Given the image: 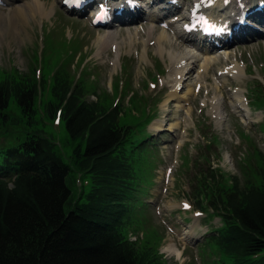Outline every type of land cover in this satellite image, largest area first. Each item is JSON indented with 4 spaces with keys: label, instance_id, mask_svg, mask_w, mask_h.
Wrapping results in <instances>:
<instances>
[{
    "label": "rangeland",
    "instance_id": "rangeland-1",
    "mask_svg": "<svg viewBox=\"0 0 264 264\" xmlns=\"http://www.w3.org/2000/svg\"><path fill=\"white\" fill-rule=\"evenodd\" d=\"M24 1L26 0H13L9 4L0 1V5L6 10ZM45 1L47 4L53 3L54 9L48 17L30 23L26 28L29 38L24 43L20 41L4 47L0 43V81L21 75L36 78L39 74L47 81L44 91L35 100L34 125H25L22 120L17 126H3L0 131L9 132H0V147L17 144L25 137V131L42 132L54 140L57 154L71 167L65 181L74 200L81 191L83 194L87 193L91 188L89 174L77 171L71 160L72 149L79 141L69 137L59 116L49 119L44 110V103L51 97L48 87L55 71L62 69L74 79L81 77V83L88 90L85 99L96 100L105 108L116 104L121 110L120 123L133 127V137L144 133L149 135L148 144L142 147V154L136 161L144 191L140 195L143 204L137 211L134 224L127 227V238L130 234L136 237L133 242L139 249L150 247L157 250L163 264H214L221 255L214 244L205 238L210 230L217 229L222 222L218 213L209 208L205 200L201 206L196 205L192 182L195 174L208 164L222 172L227 181L235 176L242 189L260 181L257 170L261 166V156L264 155V11L259 14L258 23L245 30L237 28L238 18L230 19L229 27L233 26V29H224L228 30L229 37L233 35L228 42H217V38L201 39L207 44L212 41L216 43L210 44L213 53L216 49L227 48L231 52L230 57H219L210 66L206 76L201 78L203 83L194 88L192 86L191 92L186 93L185 85L193 82L199 71V63L195 65L190 75L184 76L183 87L177 91L185 101L181 107H175V98L169 97L164 104V99L171 91L168 86L170 83L165 81L167 56L157 55L154 42H149L147 57L139 64L138 55L133 53V49L140 50L142 45L135 46V42H140L136 39H132L130 56L127 53V32H141L153 25L156 27V35L166 27L161 14L160 19L151 22L143 14H134L137 10L140 13L142 8L131 9L132 12L124 10L128 13L124 20L117 18L113 21L108 28L117 33V42L124 39L125 44L112 69L114 49L109 48L108 53L103 52L97 56L95 43L97 35L104 34L109 29L93 25L87 9L70 12L66 11L60 0ZM139 1L142 3V0ZM176 1H179V5L169 16L181 17V14H186L193 0ZM248 1L251 6L256 7L257 0H246ZM247 5L245 4L246 7ZM218 13L220 12L215 11L214 14ZM81 24L91 29L89 36L84 35L86 29ZM172 27L165 28L170 35ZM225 35L227 33L223 36ZM143 37L145 36L142 35ZM193 37L198 38V35L194 34ZM219 37L221 38L220 34ZM177 42L180 43L177 50L186 46L183 41ZM80 53L82 55L78 57ZM206 54L209 53L202 52L203 56ZM234 56L245 73L237 79L226 76L225 84L219 83L216 89L214 84L218 79L217 69L229 66ZM144 67L148 68V72ZM129 80L131 88L128 92L134 89L136 94L127 102V96L112 92L111 81L121 87L122 84L128 85ZM235 91L248 106L245 107L250 110L252 121H242L246 108L232 106ZM215 96L220 98L224 116L221 123L212 112L210 100ZM190 109L191 117L186 114ZM8 111L21 118L14 101H10ZM154 121L160 124V129L152 126ZM171 122L176 123V126L168 129ZM206 158L208 162L205 161ZM83 200L84 197L78 199ZM169 203L172 204L171 208L168 207ZM188 229L193 233L187 235L186 240L180 239V233ZM169 241L181 251L180 256L176 257L164 250Z\"/></svg>",
    "mask_w": 264,
    "mask_h": 264
},
{
    "label": "trees",
    "instance_id": "trees-1",
    "mask_svg": "<svg viewBox=\"0 0 264 264\" xmlns=\"http://www.w3.org/2000/svg\"><path fill=\"white\" fill-rule=\"evenodd\" d=\"M51 77L45 114L58 115L69 137L79 141L72 164L89 174L91 188L74 200L65 181L71 167L54 140L38 130L0 147V264H163L157 250L139 249L127 238L143 204L136 161L148 135L133 137V127L119 122V106L85 99L81 77L62 69ZM46 84L42 75L1 80L0 128L22 120L34 125L35 100ZM10 101L21 118L8 111ZM257 175L258 184L244 189L235 176L227 181L209 164L193 175L196 205L205 200L222 220L205 238L221 255L214 264H264V155Z\"/></svg>",
    "mask_w": 264,
    "mask_h": 264
},
{
    "label": "bare ground",
    "instance_id": "bare-ground-1",
    "mask_svg": "<svg viewBox=\"0 0 264 264\" xmlns=\"http://www.w3.org/2000/svg\"><path fill=\"white\" fill-rule=\"evenodd\" d=\"M1 2H4L6 4L12 3L13 0H0ZM62 1V0H60ZM126 0H100V2L105 3L107 6V12L104 15V23L103 27L106 29H109L104 34H99L95 38V43L97 46L96 55L99 56L103 52L108 53L109 48H113L115 51V57L112 61V69H114L116 64V59L120 57V49L122 48L123 44H125V40L121 39L119 42H117V33L113 30H110L112 21L110 20L105 21V17L108 13V8H111L110 11L112 12L111 16H114V19H123L126 14V12H132L131 8L128 7L125 4ZM129 2H134L135 0H128ZM138 1V7L137 5L134 6V8L141 9V12L139 13V10H137L134 14H143L145 19L153 22L156 19H160V15L163 18L166 16L169 12L173 11L174 8L178 7L179 2L176 3L174 0H169L168 2H165L163 0H142V5H139ZM226 0H193L190 6L187 8L188 12L185 14H181V17L177 16H169L164 19L163 23L166 27L173 26L172 28V35L168 34L167 29L162 28L156 35L154 32L156 31V27L153 25L149 26L146 30L143 31H137L134 30L133 32H130L126 34L127 39V47L128 50V56H130V47L133 41L140 40L139 43L135 42V46H138V44H141V49H133L137 53L139 58V64H142L143 61L147 57V53L149 51V42H154L155 45V52L159 56H167L168 63L166 68V75H165V81L170 85L171 91L168 93L167 98L164 99V104L169 100V97L177 99V101L174 103L175 107H181L183 104L182 102L185 101L183 98V95H178L177 91L183 87V78L185 75H190V72L192 68L199 63V71L197 72L195 76V80L193 82L187 83L185 85L186 87V93L191 92V90L194 87H197V85H201L203 83L202 79L206 74L208 73L210 66L213 63H216L219 59V57L228 59L230 57L231 52L227 48H223L222 50L218 52H212L210 48L212 46H208L207 43L203 42L200 38V36H204L202 33L197 34L198 38L196 39L192 35L194 34V29L197 27L194 26L193 29L190 28L191 20L193 18H196L195 15L200 14L202 17V23H206L209 25V28H212L211 25H214L216 27H221L225 23H229L232 19V15L234 16L236 12L239 10L237 8V2L235 0H227L229 3L227 5H223V2ZM240 2V1H238ZM244 2V0H243ZM145 3V4H144ZM171 3V4H170ZM173 4V6H171ZM194 3H197L198 6L194 8ZM247 4V2L245 1ZM244 3V5H245ZM243 4V3H242ZM87 6H91L90 4H87ZM140 6V7H139ZM146 6V7H145ZM144 7V8H143ZM194 8V9H193ZM54 9V4L50 3L47 4L45 0H26L22 4H15L11 7L7 8L6 10L4 7L0 5V43L1 46H9L12 43H18L26 41L29 38V34L27 33L26 28L30 26V23H33L37 21L38 19H44L48 17L52 10ZM118 15L117 11H119ZM128 10V11H125ZM191 10L194 11L193 15H191ZM215 10L219 11L218 15H213L215 13ZM96 9L92 10V13L90 14L91 18L95 15ZM231 12V13H230ZM259 13H255L257 15V18L250 17L251 13L246 14V20L248 21L247 25H238V28L241 30L249 29L256 25V22L259 19ZM219 18H217V17ZM134 17V15L132 16ZM191 19V20H190ZM183 22H182V21ZM251 20V21H250ZM187 24V27H184V24ZM82 25V24H81ZM84 29H86V33L84 35L89 36L91 29L88 27H85L82 25ZM206 29H209L208 27H205ZM258 28V27H257ZM33 29V28H32ZM200 29V28H199ZM233 29V28H231ZM190 30L192 32H190ZM202 30V29H201ZM26 31V33H25ZM121 34V31H119ZM216 31H214L213 35H210L211 37L218 38L219 35L215 34ZM142 35L145 37L142 38ZM233 36V35H232ZM230 36V37H232ZM141 37V38H140ZM229 36H223L221 35V39L219 42H228L230 40ZM232 39V38H231ZM177 40L183 41L186 46H184L181 50H177V48L180 47V43L177 42ZM198 43H204L202 45H199ZM202 52L209 53L205 56L202 55ZM82 54L78 55L80 57ZM75 56V55H74ZM72 58H70L71 60ZM200 59H203L200 63ZM119 60V59H118ZM117 60V61H118ZM124 63V60H123ZM144 70L148 72V68L144 67ZM159 70V68H157ZM245 69L242 65L236 60V57H233V60L231 61L229 66H223L219 67L217 69L218 73V79H216V82L214 84V87L218 89V84L222 83L225 84L226 76H231L235 79L240 78ZM199 85V86H200ZM193 86V88H192ZM111 87L112 91L116 89L115 83L111 81ZM130 80L128 82V85L122 84L120 87V93L124 94L125 96L129 95L126 99L132 97L134 94H136V91L134 89H131L130 92ZM212 103V112H214L215 117L217 118L218 122L221 123L223 120V113L220 108V98L217 96L213 97L212 100H210ZM163 104V105H164ZM232 106L234 107H240L246 108L248 107L244 103V99L240 97L237 91L233 94V102ZM246 106V107H245ZM164 107V106H161ZM214 110V111H213ZM186 114L191 117L192 116V110L190 109L189 112ZM242 121L245 122L246 120L252 121L253 117L250 114V110L246 108L245 113L242 114ZM258 117V116H256ZM245 120V121H244ZM160 124L157 123V121H154L152 126H154L155 129H160ZM176 123L171 122L168 129H171L172 127H175ZM168 207L171 208L172 204L169 203ZM190 229L185 231L184 233H180L179 238L182 240L187 239V235H191L193 232ZM164 250L168 252L169 254L175 255L176 257L181 255V251L175 247L173 243L170 241L167 242L164 246Z\"/></svg>",
    "mask_w": 264,
    "mask_h": 264
},
{
    "label": "snow or ice",
    "instance_id": "snow-or-ice-1",
    "mask_svg": "<svg viewBox=\"0 0 264 264\" xmlns=\"http://www.w3.org/2000/svg\"><path fill=\"white\" fill-rule=\"evenodd\" d=\"M75 2H77V3H78V2H79V0H75ZM186 207H187V205H186Z\"/></svg>",
    "mask_w": 264,
    "mask_h": 264
}]
</instances>
